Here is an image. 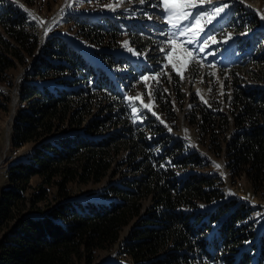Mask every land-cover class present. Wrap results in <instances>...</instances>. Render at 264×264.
I'll use <instances>...</instances> for the list:
<instances>
[{
  "label": "trees",
  "instance_id": "trees-1",
  "mask_svg": "<svg viewBox=\"0 0 264 264\" xmlns=\"http://www.w3.org/2000/svg\"><path fill=\"white\" fill-rule=\"evenodd\" d=\"M102 27L105 33H99V37L120 38L112 21ZM27 57L33 62L20 99L28 108L17 114L12 146L17 149L27 143L39 144L28 157L10 164L9 186L0 189V264H93L98 253L116 245L134 264H205L204 254L208 251H198L199 244L204 248L213 245L215 253L223 250L222 255L226 251L237 253L233 246L246 241L242 234L246 225L241 224L248 214L244 206H233L235 210L219 232L211 240L198 242L196 238L211 228L203 222L204 216L212 215L213 219L231 211L226 204L217 207L218 214L188 215L182 211L200 203L217 202L215 189H207L213 186L212 181L196 176L185 181L174 176L172 170H161L160 166L176 151L170 154L166 148L148 152L133 138L135 129L127 126L121 109L115 113L110 110L104 119L84 127V117L103 99L90 92L94 89L97 93L118 94L115 83L106 73H98L60 35L50 36L39 47L34 26L19 8L7 6L0 11V85L14 86L7 72L18 63L24 64ZM108 63L116 68L124 62ZM126 69V74L119 73L117 83H124V77L136 78L137 66ZM90 80L93 84L87 87ZM235 100H239L235 105H241L250 122L229 145L234 166L241 164L246 173L264 177V126L257 124L264 117V91L237 93ZM10 103L9 93L0 88V111L9 110ZM204 117L210 127L217 123L210 112ZM113 118H117L115 125H124L129 139L124 142L122 136L110 135L92 140V136L108 128L106 123ZM139 137L152 150L145 134L140 132ZM123 144L134 150L133 159L141 156L131 166L135 173L140 172L139 178L106 184L98 198H72L73 186L102 185L107 180ZM174 148L181 153L182 147ZM172 160L179 161L176 156ZM180 162L203 165L195 155ZM34 179L41 181L35 188ZM52 189L55 193L51 200ZM148 201L153 202V207L146 214ZM130 225L131 231L120 243L122 233ZM261 240L263 248L264 236ZM246 254L243 251L240 258L246 259ZM208 255L216 260L214 254ZM223 257L234 264L231 256ZM237 264H242V259Z\"/></svg>",
  "mask_w": 264,
  "mask_h": 264
},
{
  "label": "rangeland",
  "instance_id": "rangeland-1",
  "mask_svg": "<svg viewBox=\"0 0 264 264\" xmlns=\"http://www.w3.org/2000/svg\"><path fill=\"white\" fill-rule=\"evenodd\" d=\"M197 3L196 8L188 10L193 18L182 21L177 28L168 23L169 14L164 11L163 0H144V3L140 0H0V11L7 6L19 8L36 29L39 47L50 36L60 35L77 48L98 73H106L115 83L118 94L97 93L94 89L90 92L103 99L84 117V127L88 128L95 120L104 119L110 110L115 113V110L121 109L127 126L135 129L133 138L148 152L168 148L171 154L178 152L175 146L182 147L181 153L174 152L175 155L166 159V164L160 166L161 170H172L174 176L185 181L194 176L199 179L208 177L212 181L213 186L207 189H215L218 203H200L182 211L188 215L195 212L218 214L217 207L225 204L231 211L213 219L212 215L204 216L203 222H207L206 225L211 228L206 235L196 238L198 242L211 240L234 208L242 205L248 212L241 221L246 225L242 231L246 241L233 246L238 249L237 253L226 251L223 255L231 256L234 264L241 259L242 264H264V244L260 248L264 236V177L257 178L246 173L247 169L241 164L234 166L229 148L236 133L247 129L250 122L241 105H235L239 101L235 100V95L258 89L264 91V19L261 18L264 15V0H204L203 5L197 0ZM217 7H224V10L207 22L206 14H211ZM199 17H205L201 20L203 31L198 35L192 32L181 35V30L188 29ZM108 20L116 24L120 38L98 36L105 33L102 26L106 27ZM170 40H176L177 45L182 41H194L184 45L193 52L194 59L183 71V78L169 63ZM171 55L173 63L183 64V49L178 47L177 52ZM119 60L125 64L110 67L108 62L117 64ZM32 62L33 59L27 57L24 64L18 63L15 69L7 72L14 83L13 87L0 85V88L7 90L11 99L9 110L0 111V189L9 186L7 172L10 164L28 157L39 144L27 143L17 149L12 146V130L17 114L28 108L20 99V91L28 80L27 72ZM130 65L139 69L136 78L124 77V83H117L119 73L126 74V66ZM144 77L149 79L145 82ZM92 84L93 80H90L87 87ZM78 88L73 87V90ZM129 97L139 99L130 101ZM144 104L150 108H144ZM209 112L217 122L213 127L207 124L204 117ZM114 119L117 118L106 123L105 127L108 128L92 136V140L114 135L122 136L121 140L127 141V129L124 125H115ZM257 124L264 126L263 116L257 120ZM140 132L145 134L144 138L152 150L140 140ZM128 147L123 144V150L113 159V168L102 185L73 186L72 198H98V193L106 188V184L120 183L123 178H139L140 172L135 173L131 166L141 156L133 159L134 150ZM190 155H195L203 165L187 166L180 162ZM175 156L179 161L172 160ZM40 182L34 179L33 187ZM51 193L52 200L53 189ZM151 207L153 202H146L144 212L148 214ZM131 229L132 225L124 230L120 243H124ZM216 239L220 240L219 237ZM254 245L255 248H252ZM197 248L200 252L208 251L204 254L205 264H231L227 258H222L223 250L215 253L213 245L204 248L199 244ZM243 251L248 253L246 259L240 258ZM209 252L214 254L216 260L209 257ZM94 261L93 264H134L130 256L122 255L119 245L101 251Z\"/></svg>",
  "mask_w": 264,
  "mask_h": 264
},
{
  "label": "snow or ice",
  "instance_id": "snow-or-ice-1",
  "mask_svg": "<svg viewBox=\"0 0 264 264\" xmlns=\"http://www.w3.org/2000/svg\"><path fill=\"white\" fill-rule=\"evenodd\" d=\"M140 2L144 3V0H140ZM203 3L204 0H199L200 5H203ZM197 6H198L197 0H163L164 11L169 14L168 23L172 24L173 28L179 27L180 23L184 20L192 19L193 18L192 13L188 10L196 8ZM223 10L224 7H217L214 9V11L211 14H206L207 22H211L212 18L218 15ZM261 18L264 19V15H262ZM204 19L205 17L195 18L194 23L188 29L181 30V35L185 34V32H192L194 35H198L199 32L203 31V28L201 26V20ZM191 43H194V41L192 40L182 41L180 42L179 45H177L176 40L169 41L170 44V49L168 51L169 63L171 64L172 68L176 71V73L181 76V78H183V71L187 69V66L194 59L193 52L184 47L185 44H191ZM178 47L183 49L185 55L184 62L181 65L172 62L171 54L177 52ZM147 79H149V77H144L145 82L147 81ZM134 99H139V98L129 97L130 101ZM143 106L144 108H150L148 104H144ZM133 111H136V109L133 108ZM217 167L220 166L217 165Z\"/></svg>",
  "mask_w": 264,
  "mask_h": 264
}]
</instances>
